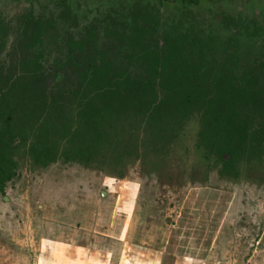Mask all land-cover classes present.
<instances>
[{"label": "trees", "instance_id": "trees-1", "mask_svg": "<svg viewBox=\"0 0 264 264\" xmlns=\"http://www.w3.org/2000/svg\"><path fill=\"white\" fill-rule=\"evenodd\" d=\"M202 1L124 0L128 29H106L125 50L122 61L91 27L82 37L67 35L65 58L51 62L55 20L29 12L16 29L0 16V190L15 177L23 148L43 166L59 159L117 166L161 154L198 126L199 141L228 171L264 154V28L226 13L215 26L202 24L195 12ZM13 31L18 58L7 66L1 52ZM68 68L76 85L65 96ZM54 130L72 135L69 147L51 145Z\"/></svg>", "mask_w": 264, "mask_h": 264}, {"label": "rangeland", "instance_id": "rangeland-1", "mask_svg": "<svg viewBox=\"0 0 264 264\" xmlns=\"http://www.w3.org/2000/svg\"><path fill=\"white\" fill-rule=\"evenodd\" d=\"M123 1L0 0V16L16 29L29 12L55 20L47 42L51 62L65 58L67 35L79 38L91 27L122 61L125 50L106 29H128ZM202 5L196 18L207 26L226 13L254 18L264 28V0ZM11 34L1 52L7 66L18 58L19 38ZM67 72L60 88L65 96L76 85ZM198 129H186L161 154L117 166L60 159L43 166L23 148L15 177L0 190V264H264V154L228 171L210 143L199 141ZM53 132L51 145L70 146V133Z\"/></svg>", "mask_w": 264, "mask_h": 264}]
</instances>
